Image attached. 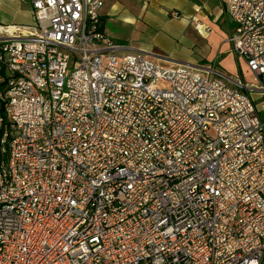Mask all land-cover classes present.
Instances as JSON below:
<instances>
[{
    "label": "built area",
    "instance_id": "obj_1",
    "mask_svg": "<svg viewBox=\"0 0 264 264\" xmlns=\"http://www.w3.org/2000/svg\"><path fill=\"white\" fill-rule=\"evenodd\" d=\"M23 1L34 23L0 38V264H264V0H225L254 86L117 55L100 0Z\"/></svg>",
    "mask_w": 264,
    "mask_h": 264
},
{
    "label": "crops",
    "instance_id": "obj_2",
    "mask_svg": "<svg viewBox=\"0 0 264 264\" xmlns=\"http://www.w3.org/2000/svg\"><path fill=\"white\" fill-rule=\"evenodd\" d=\"M100 1V26L118 46L117 55L138 53L163 65L211 69L214 76L223 78L253 76L228 41L234 24L225 12V0ZM33 21L29 2L0 0L1 39L14 36L15 28Z\"/></svg>",
    "mask_w": 264,
    "mask_h": 264
},
{
    "label": "rangeland",
    "instance_id": "obj_3",
    "mask_svg": "<svg viewBox=\"0 0 264 264\" xmlns=\"http://www.w3.org/2000/svg\"><path fill=\"white\" fill-rule=\"evenodd\" d=\"M34 22V21H33ZM161 61V60H160ZM170 64V63H169ZM169 64H166V65H169ZM175 64V63H174ZM239 65H242L241 64V61H239ZM243 81L245 82V83H247L248 85H257L258 84V82H257V80L253 77V76H250V75H244V77H243Z\"/></svg>",
    "mask_w": 264,
    "mask_h": 264
},
{
    "label": "trees",
    "instance_id": "obj_4",
    "mask_svg": "<svg viewBox=\"0 0 264 264\" xmlns=\"http://www.w3.org/2000/svg\"><path fill=\"white\" fill-rule=\"evenodd\" d=\"M101 31H102V26L100 27Z\"/></svg>",
    "mask_w": 264,
    "mask_h": 264
},
{
    "label": "bare ground",
    "instance_id": "obj_5",
    "mask_svg": "<svg viewBox=\"0 0 264 264\" xmlns=\"http://www.w3.org/2000/svg\"><path fill=\"white\" fill-rule=\"evenodd\" d=\"M12 29V28H11Z\"/></svg>",
    "mask_w": 264,
    "mask_h": 264
}]
</instances>
